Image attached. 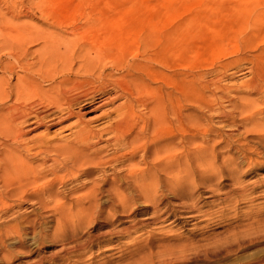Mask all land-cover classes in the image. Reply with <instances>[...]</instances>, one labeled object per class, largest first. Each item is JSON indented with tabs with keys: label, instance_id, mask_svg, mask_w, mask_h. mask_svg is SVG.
<instances>
[{
	"label": "rangeland",
	"instance_id": "374dc122",
	"mask_svg": "<svg viewBox=\"0 0 264 264\" xmlns=\"http://www.w3.org/2000/svg\"><path fill=\"white\" fill-rule=\"evenodd\" d=\"M105 2L103 6L96 5L98 11L103 8L102 14L90 13L89 16L85 14L86 18L83 14L88 10L86 6L88 4L78 0H60L57 8L49 6L48 9H58L60 22L62 21V24L66 22L62 25L64 31L57 30L62 35L72 36L68 35L69 26H66L69 22L99 21L100 23L104 18L102 22L106 20L104 23L107 24V31L101 33L99 27L94 29L91 27L85 29L86 33L80 28L74 36L82 33L87 36L92 34L101 36L107 33L109 38H121L120 44H125L123 46H134L127 44L130 40L135 43V39L132 38L139 33L140 35L150 32L162 34L180 23L178 20L183 21V18L186 20L188 29L184 34L182 47L180 44L174 45L175 51L171 52V66L168 71L175 73V76L177 74L175 84L173 83L174 90L180 86L178 82L181 81V77L186 76L189 82L183 91L186 93L187 102L181 103V106L176 108L177 114L182 109L181 112L187 115L190 128L185 133V138L188 143L190 142L187 143L190 148L189 158L185 161L178 160L181 162L180 168L184 166L187 174H184L182 169L180 174L176 173L179 174L177 177L174 173L172 179L179 181L173 191L165 190L162 175L157 177L159 182L154 187L163 191L160 195L158 192L156 197L139 194L138 191L131 193L130 189H125L122 193L124 197L123 195L119 197L121 200L125 198L122 202L124 204L119 202L120 199L118 200L116 194L112 192L120 188L119 182L112 185L113 188L116 187L115 189L110 187L109 191L102 190L97 196L94 195L95 199H93L92 196L84 198L82 195H85L86 189L90 187V181H88L90 184L86 182V186H80L82 181H86L83 177L77 181H68L56 190L57 197H61L59 200L66 209L63 210V215L53 212L50 214L51 210H45L41 212L42 217H40L39 209L23 205L20 211H26L27 220H41L40 224L34 227L38 236L34 231L24 234L23 247L18 245L16 237L11 240L5 239L8 250H6V258L10 261L5 259L0 251V264L26 261L29 263L46 254V259H49V254L56 253L63 246L69 247V244L72 246L75 242L82 243L90 237L96 239L87 250L82 251L84 253L68 254L70 255L68 259L54 264L68 262L79 264L75 259L80 256L82 258L79 262L83 264H264V68L252 67L259 60L264 59V0H107ZM0 9V15L7 20L6 24L9 25L10 30H15L27 22L30 25L42 26V23H39L37 8L31 6L29 0H0ZM95 15L100 17L97 18ZM154 22L155 24H152ZM16 23L21 24L17 26ZM10 34H13L12 31ZM36 47L32 46L30 49ZM4 51L7 52V48L1 49L0 54ZM120 101L122 100L118 99L111 105L104 104L94 111L85 113L82 119L89 121L90 126L98 129L108 119L102 117L96 121L95 117L108 112ZM241 102L244 106H241ZM246 105L250 106L248 108L250 113ZM72 120L75 121L76 118L50 127L47 133L55 135V138L67 139L74 128L67 129L66 125L73 122ZM194 122L197 125L200 123L198 130ZM44 131L42 127L36 132ZM183 136L182 133L174 131V136L171 138L172 143L175 142L177 156L180 150H183L181 146ZM237 142H240L239 145ZM99 174H95L96 183L101 182ZM70 188L73 189L72 195L71 193L63 195ZM113 195L115 198L112 197ZM230 196L231 199L227 198ZM91 207L97 212L95 210L93 212ZM109 230L115 232L111 233ZM34 240L36 241L28 244ZM106 240L108 243L105 242ZM30 247L31 251L28 252Z\"/></svg>",
	"mask_w": 264,
	"mask_h": 264
},
{
	"label": "bare ground",
	"instance_id": "6f19581e",
	"mask_svg": "<svg viewBox=\"0 0 264 264\" xmlns=\"http://www.w3.org/2000/svg\"><path fill=\"white\" fill-rule=\"evenodd\" d=\"M78 1L88 4L86 5L88 10L83 14L85 17V14L90 13L93 15L102 14L103 8L98 11L96 5L102 4L103 6L107 0ZM59 2L60 0H29V4L37 8L40 17L38 18L39 23H42V26L30 25L27 22L18 24L20 26L15 30H10L9 25L6 24L8 23L7 20H4L3 15H0V37L2 36L0 50L7 48V52L5 50L0 54V251H2L5 259H8L6 258L5 239L11 240L16 237L18 245L23 247L24 234L34 231L37 235V230L34 227L40 224L41 220L33 219L31 221L30 218L33 216L29 218L30 221L27 220L26 211H20L24 207L23 205L39 209V216L45 210H51L50 214L53 212V214L62 213L63 215V210L66 209L59 200L61 197H57L58 192L56 190L64 183L77 181L81 177L85 178L86 181H82L80 186H86L88 181L91 183L90 187L88 186L89 188L86 189L85 195L82 194L84 198L85 196H92L95 199L94 197L102 190L109 191L110 187L118 182L119 189L112 187L115 189L112 192L116 194L118 200L125 189H130L129 192L131 193L138 191L139 194L156 197L158 192L160 195L163 191L154 187L159 182V176L162 175L166 191L175 190L179 181L175 177L181 173V169L183 171L186 169L184 166L180 168L181 162L178 160L185 161L189 158L188 149L190 148L185 138V133L190 129L188 117L181 112L182 109L178 114L176 113V108L181 106V103L186 104L185 102H187L186 93L183 91L189 82L186 76L181 77V81H177L180 86L174 90L173 83L177 74L175 76V73L168 71L169 66H171V52L175 51L174 45L180 44L182 47L183 37H185L184 34L188 29L186 20L184 18L183 21L178 20L180 23L173 28L171 27L170 31L165 29L166 31L162 34L152 32L145 34L142 31L144 35L139 33L132 38L135 39V43L130 40V43L127 44L134 46H123L125 44H120L121 38H109L107 33L99 36L90 32L92 35L87 36L82 33L79 36H74L77 35L80 28H83L86 33L87 30L85 29H91V27L92 29L99 27L100 32H105L107 24L104 23L106 20L102 22L104 18L100 23L99 21L78 22L69 18L72 22L66 26H69L67 27L69 28L68 35L73 37L62 35L57 30H63L62 25L66 22L63 21V24L62 21L60 22L58 9H48L49 6L57 8ZM96 15L95 17H97ZM101 16L104 17V15ZM151 20L150 22H152ZM120 28L122 27L120 26ZM11 31L13 34H10ZM132 32L134 33V31ZM32 46L37 47L30 49ZM252 67L255 69L264 68V59L259 60ZM256 83L258 82L256 81ZM118 99L122 100L119 104L114 105L108 112L99 117H95L96 121L102 117L108 119L103 126L101 125L102 127L96 129L97 127L90 126L89 121L82 119L85 113L94 111L104 104L111 105ZM74 117L76 120H72L73 122L66 125L67 129L74 128L67 139H60L61 137L58 139L54 137L55 135L52 136L47 133L50 127ZM199 124H196L197 130ZM42 127L45 129L44 132H36ZM174 131L184 135L181 138L183 150H180L178 156L175 152V142L172 143L171 140ZM101 143L103 144L99 145ZM96 173H100V183H96L94 178ZM174 173H179L174 177L176 180L172 179ZM72 191L73 189L70 188L63 195L70 193L72 195ZM115 196L112 197L115 198ZM81 198L83 199V197ZM227 198L231 199V196ZM124 199H120L119 202L122 203ZM190 207L192 206L190 205ZM93 208L91 207V209ZM94 210L92 211L97 212ZM123 210L125 209L123 208ZM28 211L30 210L28 209ZM112 231L110 232L112 233ZM127 232L125 233L127 234ZM44 238L41 239L44 240ZM95 239L90 237L85 242H75L72 246L69 244V247L60 245L62 248L58 249L56 253L53 252L52 255L49 254V259H46V254V256L40 255L29 263L26 261L27 263L15 264H43L44 262L54 264V262L68 259L70 256L68 254L76 253L78 255L87 250ZM30 240L32 239L30 238ZM105 242L108 243V240ZM106 248L109 249V247ZM185 248L187 249V247ZM30 251L31 247L28 249V252ZM80 258L82 257L80 256ZM80 258L75 259L79 264L81 263L79 262L81 261Z\"/></svg>",
	"mask_w": 264,
	"mask_h": 264
}]
</instances>
